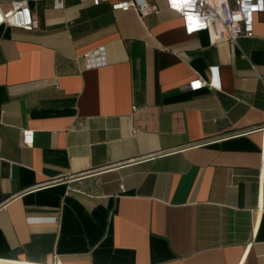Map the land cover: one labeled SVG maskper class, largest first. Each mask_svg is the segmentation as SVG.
I'll return each mask as SVG.
<instances>
[{
  "label": "crops",
  "instance_id": "1",
  "mask_svg": "<svg viewBox=\"0 0 264 264\" xmlns=\"http://www.w3.org/2000/svg\"><path fill=\"white\" fill-rule=\"evenodd\" d=\"M149 1L0 26V264H264V15L212 44Z\"/></svg>",
  "mask_w": 264,
  "mask_h": 264
},
{
  "label": "built area",
  "instance_id": "2",
  "mask_svg": "<svg viewBox=\"0 0 264 264\" xmlns=\"http://www.w3.org/2000/svg\"><path fill=\"white\" fill-rule=\"evenodd\" d=\"M51 1L54 10H63L67 0H0V26L35 31L40 20L35 15L33 4ZM81 3H110L113 11L137 13L141 18L158 13L159 8L149 0H78ZM167 9L177 13L182 20L184 32L192 36L207 32L212 44L233 43L239 38L255 36L256 17L264 15V0H166ZM89 68L105 65L104 49L84 55ZM215 81H193L189 87L199 90L217 88ZM137 133V131H135ZM33 131H24L22 143L33 145ZM124 190V186H121ZM58 264V263H57Z\"/></svg>",
  "mask_w": 264,
  "mask_h": 264
}]
</instances>
